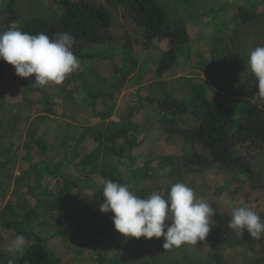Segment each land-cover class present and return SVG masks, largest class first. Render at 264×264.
Instances as JSON below:
<instances>
[{"label": "rangeland", "instance_id": "374dc122", "mask_svg": "<svg viewBox=\"0 0 264 264\" xmlns=\"http://www.w3.org/2000/svg\"><path fill=\"white\" fill-rule=\"evenodd\" d=\"M90 1L110 11L115 46L91 45L97 57L81 60L80 70L61 85L38 88L34 76L20 78L13 66L0 61V187L5 193L0 195V264L7 258L21 264L25 252H8L20 234L6 227L12 221L49 238L62 264H215L216 254L228 264H264V234L251 245L236 235L223 238L215 232L213 216L204 241L165 250L163 237L125 238L115 231L112 214L91 220L84 210L93 193L103 189L102 181L123 177L141 198L152 192L167 196L171 185L182 182L230 217L233 207L264 212V192L252 190L240 175L218 167L202 173L186 170L187 142L176 133L173 118L149 103L194 100L202 93L234 109L236 126L254 106L264 108L260 97L238 94L239 83L252 76L246 63L250 51L264 45V0H158L170 19L183 22L189 38L176 65L161 76L155 66L164 41L155 40L148 52L128 49L125 38L134 33L125 26L121 7ZM50 3L0 0V25L10 5L28 20L55 16L61 8H50ZM220 6L228 9L212 14ZM241 7L254 8L258 17L242 23ZM123 129L137 144L132 162L126 153L116 154L123 147L128 150L122 144ZM253 163L264 179V156ZM58 219L65 225V237L56 235ZM24 236L27 249L33 242Z\"/></svg>", "mask_w": 264, "mask_h": 264}, {"label": "trees", "instance_id": "16d2710c", "mask_svg": "<svg viewBox=\"0 0 264 264\" xmlns=\"http://www.w3.org/2000/svg\"><path fill=\"white\" fill-rule=\"evenodd\" d=\"M45 1V0H44ZM49 7L59 5L60 10L55 11L51 18L33 17L22 20L13 11L11 5L7 8L4 20L0 25V32L6 31L13 22L22 23V30L31 34L46 33L55 37L61 32H68L75 37L73 46L74 54L80 60L97 57L89 47L91 45L115 46V36L112 32L113 20L110 11L105 5L95 4L90 0H48ZM112 6H119L123 11L125 26L134 33L125 38L128 49L136 48L148 52L155 47V40L164 41L165 50L156 63L155 72L158 76L165 74L176 65L179 54L189 43L185 25L180 19H170L165 8L158 0H106ZM228 9L220 6L219 10L212 8V14H219ZM258 9V8H257ZM240 21L250 23L259 15L252 7H241ZM4 78V73H0ZM238 94L243 98L253 99L260 96L257 91V82L254 76L246 78L239 83ZM173 118L175 131L188 144L190 150L183 157L184 166L190 173H202L211 168L218 167L228 174H237L239 178L252 190L264 192V179L254 171V159L264 156V108L254 106L243 117L239 125H235L236 113L223 102L212 101L200 93L198 99L179 98L174 101L168 99L149 101ZM122 144L128 150L116 151L118 156L127 154V159L132 162V151L137 146L136 142L121 130ZM119 134V135H120ZM38 144L42 147L41 142ZM115 182L127 184L123 177L115 178ZM253 183L254 186H251ZM102 190L93 193L84 205V210L91 220L98 216L112 213H101L99 205L103 200ZM0 195L4 198V190L0 187ZM12 207L11 201L7 208ZM215 214V232L223 238L235 235L245 243L251 245L252 238L245 230L242 235H237L235 230L228 228L231 217L217 208ZM113 215V214H112ZM264 221V212L259 215ZM29 221V220H28ZM27 221V222H28ZM22 222L12 221L6 224L7 228H14L20 234L32 240L22 255L21 264H62V260L50 249L49 238L31 231L21 229ZM57 236H66L65 225L58 219ZM255 244V243H254ZM215 264H228L225 259L216 254L212 257ZM7 260L3 264H8ZM14 261V264L17 262Z\"/></svg>", "mask_w": 264, "mask_h": 264}, {"label": "clouds", "instance_id": "9594fccd", "mask_svg": "<svg viewBox=\"0 0 264 264\" xmlns=\"http://www.w3.org/2000/svg\"><path fill=\"white\" fill-rule=\"evenodd\" d=\"M75 37L61 32L55 37L46 33L31 34L22 30V23L13 21L0 32V61L13 66L20 78L34 76L33 85H61L65 78L80 70L81 60L74 54ZM247 69L257 82V91L264 96V45L254 47L247 59ZM101 213H112L115 231L125 238L151 240L163 237V248L170 250L184 244L204 241L211 230L215 211L204 198L195 195L187 184L177 182L167 196L152 192L147 198L135 195L127 184L111 179L102 181ZM228 228L242 235L246 230L254 239L264 234V221L249 206L233 207ZM166 221L169 223L166 224ZM26 237L17 234L8 246L11 256L25 251ZM8 264H14L10 259Z\"/></svg>", "mask_w": 264, "mask_h": 264}]
</instances>
